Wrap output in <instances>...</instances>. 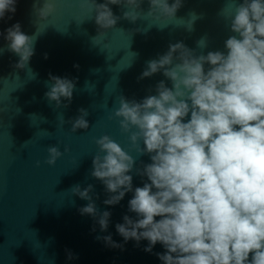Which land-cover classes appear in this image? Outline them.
I'll return each mask as SVG.
<instances>
[{
  "label": "clouds",
  "instance_id": "obj_1",
  "mask_svg": "<svg viewBox=\"0 0 264 264\" xmlns=\"http://www.w3.org/2000/svg\"><path fill=\"white\" fill-rule=\"evenodd\" d=\"M16 2L0 0V20L8 12L15 13ZM142 2L81 0L80 7L95 13L96 37H102L120 19L109 5L123 4L128 8L124 18L135 22L142 15ZM182 4L183 0L171 4L149 0L146 16L173 19ZM33 8L40 19L55 10L51 0ZM194 20H189L187 30H192ZM229 28L235 35L225 40L226 52L197 54L177 42L146 62L138 79L162 71L171 88L160 81L157 94L139 102L118 97L119 106L109 119L118 121L131 148L139 156L148 155L151 163L141 161V167H135L133 155L107 134L94 141L98 151L90 174L109 194L103 203L114 206L126 193H133L128 210L137 219L124 215L123 223L115 225L117 233L125 243L148 241L144 251L149 253L161 243L166 251L156 255L163 264H264V0L235 4ZM5 32L8 50L19 56L15 67L24 69L34 55L35 41L21 31L19 22ZM207 45L206 37L197 41L201 50ZM49 81L48 101L60 107L63 97L70 104L75 81L51 74ZM79 112L68 121L72 133L89 128L88 111L81 108ZM68 150L65 147L64 152ZM46 151L44 163L49 166L63 155L55 145ZM133 171L148 182L133 189L129 174ZM71 192L89 201L79 209L80 214L92 216L101 231H106L111 213L97 209L90 195L93 185L83 190L76 185ZM97 239L123 249L111 235ZM73 258L69 252L68 259Z\"/></svg>",
  "mask_w": 264,
  "mask_h": 264
},
{
  "label": "water",
  "instance_id": "obj_2",
  "mask_svg": "<svg viewBox=\"0 0 264 264\" xmlns=\"http://www.w3.org/2000/svg\"><path fill=\"white\" fill-rule=\"evenodd\" d=\"M43 2L17 0L15 13L8 12L0 20V264H163L156 255L166 251L161 243L149 253L144 251L148 241L125 243L117 233L115 225L123 223L124 215L137 219L128 210L133 193H126L117 205L103 203L109 194L90 174L98 151L94 141L107 134L133 155L135 167H141V161L151 163L148 155L139 156L131 148L118 121L109 119L119 106L118 97L139 102L156 95L160 81L172 87L162 71L138 79L146 62L166 53L170 44L183 42L197 54L226 52L225 40L235 35L230 18L235 4L243 0H183L173 19L146 16L150 5L143 0L142 15L135 22L124 18L128 8L123 4L109 5L120 19L102 37H96L95 13L82 9L81 0H51L54 12L40 19L33 5L42 7ZM190 19H195L191 31L187 30ZM17 22L35 41L34 55L24 69L15 67L19 56L8 50L4 39L5 30ZM204 37L208 45L201 50L197 41ZM49 74L75 81L70 104L62 97L56 107L45 97ZM81 108L88 111L89 128L72 133L68 121L78 117ZM189 119L190 114L185 122ZM50 145L63 153L54 166L44 163ZM129 174L133 189L148 182L135 171ZM90 184L99 212L111 213L106 231L92 216L80 214L89 201L71 192L76 185L83 190ZM108 235L123 249L97 239ZM69 252L73 259H68Z\"/></svg>",
  "mask_w": 264,
  "mask_h": 264
}]
</instances>
